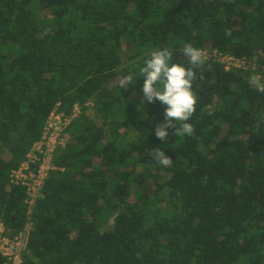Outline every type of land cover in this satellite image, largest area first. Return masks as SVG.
Wrapping results in <instances>:
<instances>
[{
	"label": "trees",
	"instance_id": "1",
	"mask_svg": "<svg viewBox=\"0 0 264 264\" xmlns=\"http://www.w3.org/2000/svg\"><path fill=\"white\" fill-rule=\"evenodd\" d=\"M185 43L257 69L206 60L194 134L161 141L166 106L141 103L139 69L164 47L187 67ZM261 67L264 0H0V223L12 237L29 217L22 264H264ZM52 113L65 143L28 216L10 175Z\"/></svg>",
	"mask_w": 264,
	"mask_h": 264
},
{
	"label": "clouds",
	"instance_id": "2",
	"mask_svg": "<svg viewBox=\"0 0 264 264\" xmlns=\"http://www.w3.org/2000/svg\"><path fill=\"white\" fill-rule=\"evenodd\" d=\"M231 34V29L224 33L226 37H230ZM182 52L188 58L187 67L174 63L173 51L164 47L152 50L150 58L146 59L139 69L140 76L144 77L141 103L159 101L166 106L165 122L155 127V136L161 141L167 139L169 128L174 129L175 137L192 136L195 132L194 125L188 122L195 113L199 100L198 94L193 90V83L197 80L196 70L204 67L207 56L202 49L189 43L184 44ZM209 70H211L210 65ZM203 78L201 73L199 79L203 80ZM132 84L134 79L131 74L123 76L119 81L120 87ZM248 84L251 89L264 94V80L261 77L251 75ZM149 155L157 164L165 168L172 166V158L167 156L160 147L154 148Z\"/></svg>",
	"mask_w": 264,
	"mask_h": 264
},
{
	"label": "built area",
	"instance_id": "3",
	"mask_svg": "<svg viewBox=\"0 0 264 264\" xmlns=\"http://www.w3.org/2000/svg\"><path fill=\"white\" fill-rule=\"evenodd\" d=\"M207 60H213L223 65L226 71L231 69H243L251 70L257 69L254 63H248L244 59L234 58L229 55H221L216 51H205ZM264 72V67H261ZM77 112V108L74 109V113ZM62 120L65 125L68 124L69 120L62 118L60 115L52 113L49 116L44 135L42 140L33 145L32 149L26 156V160L20 165V167L11 172L10 178L12 184H21L26 187V200L27 215L31 213V208L34 205L35 200L39 195V191L42 187L43 180L46 177L49 170H53L54 167L51 164L52 152L57 146H62L64 143L58 142V145L54 143L46 142L49 129L52 127L50 124L51 119ZM52 144V145H50ZM38 164L36 172L30 170V164ZM31 221L29 217L23 229L12 237H8L4 233V227L0 223V257L3 258L1 264H22V256L27 251V244L29 234L31 230Z\"/></svg>",
	"mask_w": 264,
	"mask_h": 264
},
{
	"label": "rangeland",
	"instance_id": "4",
	"mask_svg": "<svg viewBox=\"0 0 264 264\" xmlns=\"http://www.w3.org/2000/svg\"><path fill=\"white\" fill-rule=\"evenodd\" d=\"M50 124L52 127L48 131V135L46 137V142L50 141L49 143H54V145H58V142L64 143L65 138L61 135L62 130L64 129V121L62 120H56V119H51ZM52 145V144H50Z\"/></svg>",
	"mask_w": 264,
	"mask_h": 264
}]
</instances>
